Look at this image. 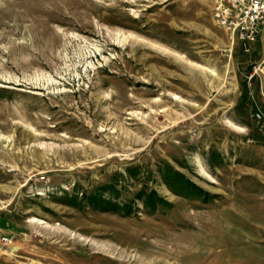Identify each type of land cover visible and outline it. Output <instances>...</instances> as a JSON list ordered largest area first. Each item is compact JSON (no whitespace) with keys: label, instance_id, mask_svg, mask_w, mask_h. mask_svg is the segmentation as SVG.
Here are the masks:
<instances>
[{"label":"rangeland","instance_id":"rangeland-1","mask_svg":"<svg viewBox=\"0 0 264 264\" xmlns=\"http://www.w3.org/2000/svg\"><path fill=\"white\" fill-rule=\"evenodd\" d=\"M263 58L198 0H0V264H264Z\"/></svg>","mask_w":264,"mask_h":264},{"label":"built area","instance_id":"built-area-1","mask_svg":"<svg viewBox=\"0 0 264 264\" xmlns=\"http://www.w3.org/2000/svg\"><path fill=\"white\" fill-rule=\"evenodd\" d=\"M208 6L214 23L223 30L243 53L252 56L254 47L264 45V0H198ZM248 85L259 84V96L251 92L253 119L264 133V58L252 64L246 77ZM8 241V240H6Z\"/></svg>","mask_w":264,"mask_h":264},{"label":"bare ground","instance_id":"bare-ground-1","mask_svg":"<svg viewBox=\"0 0 264 264\" xmlns=\"http://www.w3.org/2000/svg\"><path fill=\"white\" fill-rule=\"evenodd\" d=\"M129 41V45H136L138 43V41L136 39H131L130 38H125L123 41H120L118 44H116V46L120 47H125V43H127ZM142 46V45H141ZM136 50V49H135ZM138 50V49H137ZM131 51V50H130ZM134 51V50H133ZM135 53V52H134ZM145 56V55H144ZM176 100H180L179 97H175Z\"/></svg>","mask_w":264,"mask_h":264},{"label":"water","instance_id":"water-1","mask_svg":"<svg viewBox=\"0 0 264 264\" xmlns=\"http://www.w3.org/2000/svg\"><path fill=\"white\" fill-rule=\"evenodd\" d=\"M8 249H9V248L5 247L3 250L6 251V250H8ZM17 250H18V248H14V249H13V251H17Z\"/></svg>","mask_w":264,"mask_h":264}]
</instances>
